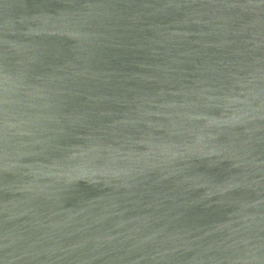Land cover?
I'll use <instances>...</instances> for the list:
<instances>
[{
    "label": "water",
    "instance_id": "1",
    "mask_svg": "<svg viewBox=\"0 0 264 264\" xmlns=\"http://www.w3.org/2000/svg\"><path fill=\"white\" fill-rule=\"evenodd\" d=\"M0 264H264V0H0Z\"/></svg>",
    "mask_w": 264,
    "mask_h": 264
}]
</instances>
